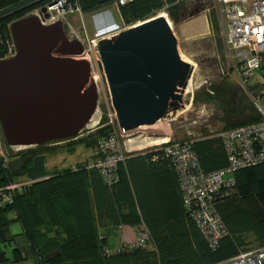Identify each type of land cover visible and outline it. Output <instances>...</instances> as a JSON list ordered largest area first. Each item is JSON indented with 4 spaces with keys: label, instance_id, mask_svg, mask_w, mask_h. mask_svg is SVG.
<instances>
[{
    "label": "trees",
    "instance_id": "obj_1",
    "mask_svg": "<svg viewBox=\"0 0 264 264\" xmlns=\"http://www.w3.org/2000/svg\"><path fill=\"white\" fill-rule=\"evenodd\" d=\"M17 1L0 0V9ZM50 1L38 0L0 17V61L15 54L10 25L35 13ZM67 1L87 15L116 6L115 0ZM184 1L130 0L119 6L118 11L124 23L133 24L154 18L164 9L170 22L178 24L187 16ZM202 10L204 7L199 4L187 14L191 16ZM209 21L217 37L218 49L222 52L216 16L210 17ZM263 86L264 65L254 70V76L246 84L247 91H255L256 95L260 94ZM261 95L264 97V92ZM252 108L256 111L253 105ZM105 117H100L99 126L94 131H83L82 127L73 137L9 152L7 158H19L20 164L16 168L7 162V158L6 162L0 158V186L24 182L19 179L22 177L29 178V183L15 191L14 200L0 208V264L28 258L33 264H214L241 250L264 246V163L240 168L223 176L225 180L233 178L234 182L221 186L214 196L213 205L227 233L213 248L205 241L183 204L182 190L172 164L164 160H150L159 147L126 152L124 160L114 168L117 177L111 184L104 182L97 169L86 167L97 143L114 130L115 124H109ZM260 119L256 111L254 116L226 125L217 134L207 133L188 139L197 156L200 172L208 173L227 166V156L219 136L222 131L255 124ZM5 143L9 148L10 145ZM78 146L90 149L83 163L47 170L45 163L48 156L61 152L71 154ZM140 166L148 171L172 174L176 193L171 190L172 197L165 194L161 197L156 191L154 204L148 207L146 201L139 199L138 211L130 206L123 211L122 194L127 196L130 193L124 169L133 172ZM132 187L137 194L136 184ZM16 222L20 224L24 238L20 245L15 239L19 235L10 230V225ZM119 223L130 227L143 225L138 228L136 237L139 232H146L147 238L135 247H127L126 244L135 242L136 238L121 242L118 250L106 253L103 249L109 244L107 238L99 233V228ZM48 253L54 254L46 258Z\"/></svg>",
    "mask_w": 264,
    "mask_h": 264
},
{
    "label": "water",
    "instance_id": "obj_2",
    "mask_svg": "<svg viewBox=\"0 0 264 264\" xmlns=\"http://www.w3.org/2000/svg\"><path fill=\"white\" fill-rule=\"evenodd\" d=\"M36 1L3 7L0 17ZM39 10V16L32 13L10 25L16 52L0 61V126L10 146L73 137L95 109L90 64L79 58L83 48L66 37L62 20L44 25L49 12L46 6ZM97 50L119 127L164 122L182 107L194 67L179 53L163 15L100 39Z\"/></svg>",
    "mask_w": 264,
    "mask_h": 264
},
{
    "label": "built area",
    "instance_id": "obj_3",
    "mask_svg": "<svg viewBox=\"0 0 264 264\" xmlns=\"http://www.w3.org/2000/svg\"><path fill=\"white\" fill-rule=\"evenodd\" d=\"M129 1L115 0L114 4L118 9L119 6ZM49 3L51 5H46L49 19L45 21H54V16L57 13L78 9L68 4L67 0H52ZM217 3L222 7L226 24L224 46L226 56L237 72L240 84L249 94L251 104L260 114V121L222 131L219 136L228 164L224 168L208 173L200 172L197 156L191 143L187 140H169L152 146L149 144L145 148L137 147L139 150L159 147L156 153L152 152L150 160L153 162L164 160L172 164L182 190L183 204L199 231L209 240L206 242L210 243L209 245L213 248L217 247L219 240L225 234L224 226L213 205V199L221 186L231 185L234 182L233 178L225 180L223 176L240 168L264 163V97L261 95L264 92V86L258 95L254 94L257 93L255 91H247L246 87L249 79L254 76V70L264 65V0H217ZM38 11L39 8L35 10V13ZM160 12L162 13L159 14ZM160 12L158 15H163L171 26L166 11L163 9ZM124 29L119 24L108 25L107 23L101 29H96L94 34L88 38V44L91 47H97L100 39L109 38ZM103 94L108 116L115 127L109 136L97 143L92 154L93 157L88 159L86 167L97 169L104 182L111 184L117 177L114 174L115 166L124 160L126 152L129 153V149L122 147L123 140L129 142L130 132L144 126L132 130L119 127L106 81L103 86ZM141 136L138 134L136 137L140 138ZM146 137L148 138L147 134L141 137L138 143L149 141L145 139ZM0 158L6 162V155L3 153L1 145ZM27 183L29 181L7 183L0 186V208L12 202L15 191L20 190ZM145 238H147V233L139 232L135 242L124 244L127 247H135V245H141ZM118 249L119 247H114V250ZM103 250L106 253L113 251L108 246ZM215 264H264V246L241 250L236 255Z\"/></svg>",
    "mask_w": 264,
    "mask_h": 264
},
{
    "label": "rangeland",
    "instance_id": "obj_4",
    "mask_svg": "<svg viewBox=\"0 0 264 264\" xmlns=\"http://www.w3.org/2000/svg\"><path fill=\"white\" fill-rule=\"evenodd\" d=\"M184 2L186 18L178 24L169 21L177 38L179 53L183 58L188 59L194 67L188 85L182 94V107L177 110L175 116L171 119L130 132L129 142L123 140L122 143L123 149H129V152L139 150L137 142L146 134L149 137L145 139L149 140L148 143L150 142L151 146L163 143L166 140L184 141L200 137L202 134H217L226 125L246 120L256 113L252 108L249 94L240 84L237 72L226 56L224 47L226 24L222 7L217 3V0H185ZM199 4L204 7V10L188 16L187 13L194 10ZM38 12H36L37 16H39ZM213 15L216 16L219 25L218 36L221 40L222 52L218 49L217 37L212 31L209 21V18ZM54 17V21H44L43 24L48 25L62 20L64 33L70 41H77L75 34L78 31L83 34L86 33L85 38L79 42L84 52L79 58L86 59L90 64L96 100L92 116L82 130L94 131L99 126L102 115H106L105 118L108 119L109 124L112 123L104 101L103 86L105 85V77L98 59V50L97 47H91L88 44V38L94 34L97 28L107 23L108 25L119 24L127 29L142 21L133 24L124 23L116 6H114V9L107 8L92 15L84 14L79 9H73L57 13ZM138 134L142 136L140 138L136 137ZM5 142L0 126V145L6 157L11 151L15 152L28 148L27 146H10L8 148ZM89 153L90 149L83 146L78 148L80 158ZM76 157L75 154L67 155L66 162H72L76 160ZM80 160L83 163L85 158ZM224 230L226 234L227 231L225 228ZM127 235V232H124L125 242H130L136 238V232L134 231L131 237ZM15 239L19 245L23 243L22 236H16ZM204 239L209 242L206 236H204ZM112 249L114 250V248Z\"/></svg>",
    "mask_w": 264,
    "mask_h": 264
},
{
    "label": "crops",
    "instance_id": "obj_5",
    "mask_svg": "<svg viewBox=\"0 0 264 264\" xmlns=\"http://www.w3.org/2000/svg\"><path fill=\"white\" fill-rule=\"evenodd\" d=\"M156 124H159V123H156ZM153 125H155V124H153ZM149 126H152V125H149ZM149 144H150V142L148 143V141L140 142V143H138V147L139 148H145V146L149 145ZM141 145H143V146H141ZM30 147H34V146H30ZM79 147L80 146L76 147L74 152L71 153V154H75L77 156L76 160H74L72 162H66V156L67 155L70 156V153L61 152V153H57L53 156H48L46 158V163H45L47 170H53L55 168H61V167L73 165L77 162H81L80 159L82 158V160H83L89 154L88 155L84 154L83 157L80 158V156L78 155V148ZM146 147H148V146H146ZM7 162L13 168L18 167L20 164L19 158L17 156L7 158ZM124 171L126 173L124 175H126V182H127V186L129 187L128 189L130 190V193H128L127 196H124V194H122V197H123L122 199L124 201L121 204L122 210L123 209L125 210L126 206H130L131 208L138 211L139 206H138L137 202L139 201V199H141L142 201H146L147 202L146 204H148V207H149L151 204H154V202L156 200V199H154V196H155L154 193L156 194V191H158V193L160 194L161 197L164 194L167 196H171L170 195V193H172L171 190L175 191V193H176L175 178L172 174H170L167 171H163V172H156L155 170H154L155 172L153 170L148 171L147 169H143L142 166L137 167L133 172H130L127 169H124ZM19 179L22 181H28L29 180L28 177H22ZM134 184H136V186L138 187V193L137 194H135L134 188L132 187V185H134ZM139 196H140V198H139ZM166 200H168V199L165 198V202H167ZM125 203H127V204H125ZM143 206H144V204L142 202V207ZM167 209H168V205H167ZM165 212L167 213V211H165ZM140 227H144V226L142 225V226H138V227L137 226L136 227L135 226L130 227L128 225L122 226V224H120V223L117 225H111L110 224L108 226L100 227L99 233L104 238H107V244H109V247L114 248V247H118L121 242H125L124 241V232H127V234H128L127 236L131 237L133 235V231L137 233L138 228H140ZM10 230L13 234L22 236V228L18 222L11 224ZM23 242H24V238H23ZM250 249H253V248H250ZM7 257L10 258L9 256H7ZM8 264H33V261H32V259L28 258L27 260H24L21 262H15V263L9 262Z\"/></svg>",
    "mask_w": 264,
    "mask_h": 264
},
{
    "label": "flooded vegetation",
    "instance_id": "obj_6",
    "mask_svg": "<svg viewBox=\"0 0 264 264\" xmlns=\"http://www.w3.org/2000/svg\"><path fill=\"white\" fill-rule=\"evenodd\" d=\"M85 35H86V34H83V33H81L80 31H78V33L75 34V37L77 38V41L80 42V41H82V40L85 38ZM80 44H81V43H80Z\"/></svg>",
    "mask_w": 264,
    "mask_h": 264
},
{
    "label": "bare ground",
    "instance_id": "obj_7",
    "mask_svg": "<svg viewBox=\"0 0 264 264\" xmlns=\"http://www.w3.org/2000/svg\"><path fill=\"white\" fill-rule=\"evenodd\" d=\"M103 26H101V28H102ZM101 28H99V29H101ZM184 60H186V61H188L189 62V60L188 59H186V58H183ZM190 63V62H189ZM192 64V63H191ZM193 65V64H192Z\"/></svg>",
    "mask_w": 264,
    "mask_h": 264
},
{
    "label": "clouds",
    "instance_id": "obj_8",
    "mask_svg": "<svg viewBox=\"0 0 264 264\" xmlns=\"http://www.w3.org/2000/svg\"><path fill=\"white\" fill-rule=\"evenodd\" d=\"M36 14V13H35ZM155 18V17H154Z\"/></svg>",
    "mask_w": 264,
    "mask_h": 264
}]
</instances>
